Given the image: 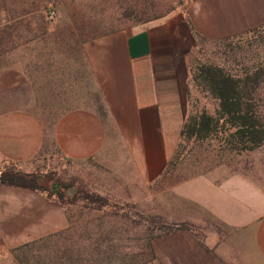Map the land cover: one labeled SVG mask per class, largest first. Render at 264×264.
Segmentation results:
<instances>
[{
    "label": "crops",
    "instance_id": "1",
    "mask_svg": "<svg viewBox=\"0 0 264 264\" xmlns=\"http://www.w3.org/2000/svg\"><path fill=\"white\" fill-rule=\"evenodd\" d=\"M262 27L264 0H181L166 16L84 39L77 51L53 47L50 26L21 30L18 49L3 34L0 167L33 173L54 159L94 163L117 197L147 199L195 114L190 103L199 50ZM43 104L55 105L56 115L47 116ZM248 171L215 166L170 192L175 215L200 221L189 206L242 231L254 257L249 263L238 251L239 257L264 264V188ZM68 226L65 208L48 195L0 183V256ZM174 264L206 263L176 257Z\"/></svg>",
    "mask_w": 264,
    "mask_h": 264
},
{
    "label": "rangeland",
    "instance_id": "2",
    "mask_svg": "<svg viewBox=\"0 0 264 264\" xmlns=\"http://www.w3.org/2000/svg\"><path fill=\"white\" fill-rule=\"evenodd\" d=\"M180 4L181 0H0V41L5 34L9 39L7 46L18 49L21 30L32 32L35 26L41 30L50 26L55 29L53 47L77 51L84 39L159 19ZM263 39L264 31H258L231 41L210 43L199 50L203 54L200 59L235 71L254 63H262L264 67ZM258 101L264 115V80ZM190 104V113L202 110L214 113L217 106L195 86ZM38 106L47 111V116L56 115L52 112L55 105ZM215 166H223L230 172L247 168L248 174L259 179L264 188V145L236 153L224 148L217 138L185 140L168 173L151 186L149 193H144L147 199L140 200L122 199L108 190L105 173L97 164L45 161L32 174L41 176L40 184L46 189L43 193L69 213L71 230H60L54 237L45 236L25 249L11 248L0 256V264H82L86 237H89L86 254L97 249L90 264H174L176 257L206 264H244L238 251L250 263L254 256L242 231L189 206L188 211L201 215L200 221H184L174 214L177 204L170 192L174 185ZM5 170L22 172L12 165L0 167V173ZM54 183L64 188L63 205L51 194ZM87 196L102 197L111 205L91 203Z\"/></svg>",
    "mask_w": 264,
    "mask_h": 264
},
{
    "label": "trees",
    "instance_id": "3",
    "mask_svg": "<svg viewBox=\"0 0 264 264\" xmlns=\"http://www.w3.org/2000/svg\"><path fill=\"white\" fill-rule=\"evenodd\" d=\"M258 31H264V27L254 29L244 35ZM261 64L244 65L242 69L235 71L215 62L201 61L198 63L193 69L194 84L199 91L210 96L217 106L214 113L202 110L188 118L183 130L184 140L217 138L224 148L236 153L252 151L264 145V115L260 111L258 101L259 88L264 80V67ZM40 178V175L10 170L0 173V183L44 192L46 189L40 184ZM51 194L56 195L63 205L66 195L60 184L54 183ZM77 196L79 195H75V198H78ZM85 198L90 199L91 203L97 202L102 206L111 205L107 199L102 197L87 196ZM67 216L69 226L66 230L69 231L72 223L68 212ZM55 235L54 233L49 236L54 237ZM43 239L45 237L25 243L16 250L31 247ZM85 240L86 243L89 237ZM85 243L82 244V264H90L97 249L95 253H92L95 250L92 249L86 254Z\"/></svg>",
    "mask_w": 264,
    "mask_h": 264
}]
</instances>
